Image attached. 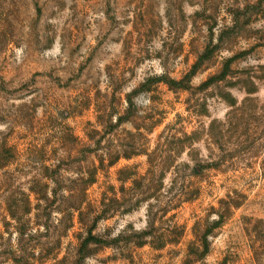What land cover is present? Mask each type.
Here are the masks:
<instances>
[{
	"label": "rangeland",
	"instance_id": "1",
	"mask_svg": "<svg viewBox=\"0 0 264 264\" xmlns=\"http://www.w3.org/2000/svg\"><path fill=\"white\" fill-rule=\"evenodd\" d=\"M2 157L0 264H264V0H0Z\"/></svg>",
	"mask_w": 264,
	"mask_h": 264
},
{
	"label": "trees",
	"instance_id": "2",
	"mask_svg": "<svg viewBox=\"0 0 264 264\" xmlns=\"http://www.w3.org/2000/svg\"><path fill=\"white\" fill-rule=\"evenodd\" d=\"M9 152H10V153H11V152L13 153V149L9 148V149H7V150L5 151V153H9ZM2 159H4V158H3V157L0 158L1 161H2Z\"/></svg>",
	"mask_w": 264,
	"mask_h": 264
}]
</instances>
